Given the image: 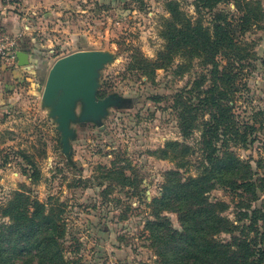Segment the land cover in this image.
I'll return each instance as SVG.
<instances>
[{"label":"rangeland","instance_id":"rangeland-1","mask_svg":"<svg viewBox=\"0 0 264 264\" xmlns=\"http://www.w3.org/2000/svg\"><path fill=\"white\" fill-rule=\"evenodd\" d=\"M246 1L259 17L240 37L245 59L233 111L240 123L253 126L254 140L231 150L264 176V0ZM235 2L220 0L213 10L197 9L196 0H29L21 10L16 7L25 18L22 32H29L31 62L9 71V77L0 71V225L10 222L2 205L14 191L24 190L59 213L66 227L60 241L71 263L158 264L145 229L153 218L151 200L168 170L195 174L206 118L199 117L193 133L183 137L177 95L187 101L197 83L203 81L204 89L211 78V64L183 51L171 52L167 36L172 26L186 20L210 27L214 11L237 18ZM78 50L111 54L98 70L96 97L112 94L123 103L107 107L99 120H79L78 103L64 152L57 122L42 105L45 75L39 74L43 66L49 69ZM157 62L164 63L152 71ZM174 141L188 146V152L178 147L165 157L162 150ZM34 169L37 179L29 176ZM208 196L225 201L227 214L234 217L238 200L231 193L217 188ZM164 214L180 229L176 213Z\"/></svg>","mask_w":264,"mask_h":264},{"label":"trees","instance_id":"trees-1","mask_svg":"<svg viewBox=\"0 0 264 264\" xmlns=\"http://www.w3.org/2000/svg\"><path fill=\"white\" fill-rule=\"evenodd\" d=\"M219 2L196 0V7L213 10ZM250 4L237 0V18L228 12L214 11L210 27L186 20V24L172 26L167 36L171 52L183 51L200 57L203 64H211V78L204 89L203 81L197 83L195 93L187 101L182 100L181 93L177 95L183 137L193 133L199 117L206 118L201 122V156L195 174L182 176L178 169L168 170L159 194L151 200L153 218L146 221L145 229L158 264H264V176H259L249 161L231 150L232 145L247 146L254 140L250 137L253 126L240 123L233 111L234 96L239 91L237 79L245 59L240 37L259 17L258 11L253 16ZM218 57L225 64L220 65ZM163 63H154L152 71ZM24 67L0 66V71L9 77V71ZM178 147L189 150L178 141L167 142L162 150L164 156ZM29 176L37 179L38 169ZM217 188L238 200L233 218L226 212L225 201L208 196ZM255 201L260 203L252 205ZM55 210L46 202L31 199L24 190L14 191L1 207L10 222L0 225V264H73L64 257L60 240L66 227ZM164 212L176 213L180 229L173 227Z\"/></svg>","mask_w":264,"mask_h":264},{"label":"water","instance_id":"water-1","mask_svg":"<svg viewBox=\"0 0 264 264\" xmlns=\"http://www.w3.org/2000/svg\"><path fill=\"white\" fill-rule=\"evenodd\" d=\"M18 66L29 64V54L23 49L16 51ZM109 60L111 54L102 50H78L55 60L50 66L41 93L42 105L57 122L64 152L72 130L71 121L76 120L75 108L81 104L79 120H99L109 106H120L121 97L108 95L96 97L98 70Z\"/></svg>","mask_w":264,"mask_h":264},{"label":"crops","instance_id":"crops-1","mask_svg":"<svg viewBox=\"0 0 264 264\" xmlns=\"http://www.w3.org/2000/svg\"><path fill=\"white\" fill-rule=\"evenodd\" d=\"M28 1L29 0H0V30H3L10 35L19 36L18 49L27 51L29 54V61L31 62V52L29 51L30 38L26 37L29 36V32H22V26L24 25L25 18L15 11L16 7H20L21 10L24 2ZM42 58L43 56L38 58V64L41 65V68L42 65H44ZM48 70L49 69L46 65L43 66L39 76L42 78L45 75L46 78Z\"/></svg>","mask_w":264,"mask_h":264},{"label":"built area","instance_id":"built-area-1","mask_svg":"<svg viewBox=\"0 0 264 264\" xmlns=\"http://www.w3.org/2000/svg\"><path fill=\"white\" fill-rule=\"evenodd\" d=\"M24 29L26 30L28 27L24 26ZM17 49V37L9 35L4 31H0V66H4L7 69L17 68Z\"/></svg>","mask_w":264,"mask_h":264}]
</instances>
